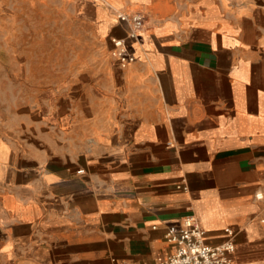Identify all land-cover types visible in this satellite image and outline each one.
<instances>
[{
  "label": "crops",
  "instance_id": "crops-1",
  "mask_svg": "<svg viewBox=\"0 0 264 264\" xmlns=\"http://www.w3.org/2000/svg\"><path fill=\"white\" fill-rule=\"evenodd\" d=\"M119 13L145 17L125 68ZM0 26L81 52L22 65L35 121L0 106V264H161L189 209L264 264V0H0Z\"/></svg>",
  "mask_w": 264,
  "mask_h": 264
},
{
  "label": "built area",
  "instance_id": "built-area-1",
  "mask_svg": "<svg viewBox=\"0 0 264 264\" xmlns=\"http://www.w3.org/2000/svg\"><path fill=\"white\" fill-rule=\"evenodd\" d=\"M117 18L125 26L127 33L125 37L112 39V54L119 65L125 68L136 60L130 43L139 41V34L145 26V17L141 14L119 13ZM225 234L228 238L222 243L209 244L207 231L200 224L194 211L189 209L178 224L169 227L166 239L175 247V250L161 264H240L235 259L236 232L228 228ZM122 264L133 263L124 262Z\"/></svg>",
  "mask_w": 264,
  "mask_h": 264
},
{
  "label": "rangeland",
  "instance_id": "rangeland-1",
  "mask_svg": "<svg viewBox=\"0 0 264 264\" xmlns=\"http://www.w3.org/2000/svg\"><path fill=\"white\" fill-rule=\"evenodd\" d=\"M63 25L64 23H57V30L63 32ZM4 34L5 33L0 26V106L5 108L7 107L9 112L7 119L9 123H16V121L19 119H25L31 123L32 121H35L31 115L32 112L30 111V109H32L29 106L31 103L15 101L13 99L14 97H17L16 94L18 89H31V86L27 87L17 84L18 78L23 77L26 79L32 77L31 71L28 72L26 70L24 73L22 65H32L33 62L40 63L46 61H55L57 63H61L63 67V63L77 60L81 56V52L79 47H76L74 50H77L76 52L65 51L63 42H59V39L57 44V52H50L48 49L49 44L52 41L50 38L45 39L43 47H37L34 51L26 50L25 52H22V50H19V48L10 46V42L7 43L6 38H4ZM23 41L25 44L27 43L26 39H22V43ZM34 44H36V41H34ZM6 79H13V81L9 82V84H6L8 81Z\"/></svg>",
  "mask_w": 264,
  "mask_h": 264
}]
</instances>
